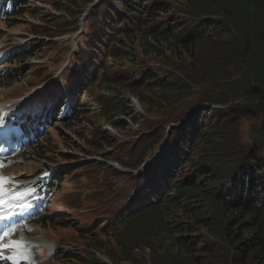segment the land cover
<instances>
[{"label": "trees", "instance_id": "trees-1", "mask_svg": "<svg viewBox=\"0 0 264 264\" xmlns=\"http://www.w3.org/2000/svg\"><path fill=\"white\" fill-rule=\"evenodd\" d=\"M12 1V7L8 0L0 2V19L6 28L13 27L14 21L22 19L21 16L25 10L37 0ZM75 2L77 0H67L70 10L57 9L67 13L69 21H71L75 10L71 4ZM184 2L188 4L186 9L195 13V16L190 18L182 15L180 20L185 22L182 28L169 33L172 40L169 36L166 38L173 42V46L180 47L185 56H179L178 64H182L189 73L186 78L174 75L166 77L159 86L163 77L162 79L155 78L150 70L136 71L138 63L133 60V53L126 49V45L128 42L142 38V47L146 36L141 33L144 32L146 26L152 24L151 22H154L160 14L169 15L168 19H172L175 10L165 11L164 5L150 2V0H103L100 3L101 6L94 14H98V10H103V16L99 18L95 15L91 24L106 21L107 23L115 22L118 26L115 31L112 29L113 27L104 29V33L110 38L105 43H91L95 50L92 53L98 58L95 62L91 58L87 59L88 62L94 64L93 68L87 67L86 62L77 61L80 63L79 68L73 72L68 71L66 88L64 87L63 90L69 93V99L73 103H70V113L63 119L62 125L70 127L82 119L79 117L82 112V104L78 97H82L84 92L88 91L95 83L97 75L102 72L103 66L109 60L114 62L117 59L112 53L113 48L126 52L122 59L127 66V72H129L127 78L134 83L131 91L135 94L137 90H142V93H150L163 86H174L173 91L166 89L163 92L170 93L171 91L173 94L162 96L165 101L164 106H173L178 99L183 98L189 93V90H192V85H201L206 98L199 104L203 108H199L192 114L187 112L175 128L169 130L168 136L160 147L158 158L142 172L139 178H134L132 174L129 178L134 186L148 184L150 190L155 191L156 180L159 178L165 180L169 175V181L176 184L177 179H172L175 174L183 172L185 169V164L182 162L184 160H187V163L191 162L192 157L198 156L200 162L194 166L192 173L202 176L182 188L183 203L202 202L200 206L211 220L203 223L197 221L198 223H191L181 231L176 229L171 231L166 228L165 221L160 219L155 232L164 233L166 236L167 243L163 246L160 245L164 251V257L168 260H186L189 264H264V0H185ZM201 14L214 15L218 19L214 22L205 20L198 29L201 20L197 17ZM181 21H173L170 26L177 27ZM42 27L54 32L60 30L59 25L53 22L46 23L44 21ZM116 31H120L118 36L115 35ZM198 50L199 52H197ZM146 52L148 51L146 50ZM28 53L29 49H26L19 56L9 55L5 64H16L18 57L29 59L33 55ZM187 55L190 63L186 58ZM73 60L76 62L74 58ZM223 67H230V70L223 71ZM235 73H239L245 79L243 84L238 85L230 81ZM198 78L224 82H221V88L217 91L218 94H215V89L209 81H206L207 85L204 86L201 84L203 80ZM156 82L158 83L155 84ZM103 84L110 93L107 94V98L103 99L104 101L97 102L103 110L101 115L103 118H111L106 119L105 123L121 129L125 123L119 118L114 121V115L126 116V111L130 107L119 100L118 96L114 94V90L125 86V84L111 80L104 81ZM47 98L52 99L58 107L59 104L56 100L61 98L60 96L57 97V94L52 92ZM249 100L254 104L250 105ZM217 104H221L222 108L214 109ZM146 108L151 111L147 106ZM45 111L44 119H39L37 123H22V129L27 134V143L36 141L39 144H37L36 152L44 159L50 153L47 151L46 145L50 140V133L55 129L53 125L56 122V115ZM247 115H255V118L259 120V126L254 133L255 139L247 156L235 160L243 132V130H239V125L244 119L243 116ZM162 135L163 130L152 140H142L136 146L128 148V152L125 151L127 153L125 157H121L120 154L114 158V161L120 165L123 164L127 169L138 168L146 153L159 143ZM92 138L99 140L103 146L113 145V139L107 136L101 127L95 125L92 127L91 137L86 141ZM42 143L43 146H41ZM201 147L203 148L201 149ZM212 159L220 160V164L226 166L224 170H229L236 162L232 166V173L224 172L220 176L212 178L217 169L212 164ZM100 167L105 172L102 180L107 184H111L113 180H119L123 176L116 170H107L103 165ZM209 170L210 173H208ZM32 173L37 174L38 170L32 171ZM30 176L22 175L20 178H30ZM61 180V175H56L51 184L47 185V190L44 185H38L36 188L48 196L58 191ZM169 197V193H166L164 198L158 200L160 204L156 202L155 198H151L148 204L130 210L125 216L128 217V220L150 218L152 221L161 211H165L169 216L179 209L178 206L167 202ZM37 210L38 207L35 208V211ZM55 212H59V210ZM34 218H38L36 222L42 225L47 224L46 218H41L38 213ZM177 224L181 225L182 222ZM107 226L106 221L93 233H98L101 236H110L116 233L117 226L107 232H102L101 229ZM195 227H197L196 231L202 228L218 240L217 243H212L206 237H202L201 240L205 243L209 255H202L200 258L193 257L192 251L181 245L178 240L182 232L189 233V228ZM168 234H170L169 237ZM80 238L88 241L87 246L92 249H84L87 252L84 258L85 264H101L95 259L94 251L112 256L118 262L116 264L122 263L121 258L113 255L114 251L105 250L99 244H95L91 234L81 235ZM150 243L153 247L159 246L155 241H150ZM120 249L123 255L125 250ZM61 254L65 255L66 252ZM137 256H140L142 262L146 261V254Z\"/></svg>", "mask_w": 264, "mask_h": 264}, {"label": "rangeland", "instance_id": "rangeland-1", "mask_svg": "<svg viewBox=\"0 0 264 264\" xmlns=\"http://www.w3.org/2000/svg\"><path fill=\"white\" fill-rule=\"evenodd\" d=\"M102 1L77 0V2L71 4L75 10L71 21H69L67 13L57 10L59 8L70 10L67 0H37L30 4V8L25 10L21 16L23 17L22 19L13 22L14 27L8 29L4 24L0 26L2 35L0 45L4 47L3 51H7L9 55L19 56L23 50L29 49L28 54L33 55L31 59L18 57L17 63L11 66H4V62H2L3 72L1 71L0 75L2 74L3 78L0 77V106L19 101L25 103L26 98H35L28 106V111L34 114L38 112L40 103L47 100L48 92L57 88L62 90L65 87L66 79L69 76L68 71L73 72L79 68L80 63H77V61L86 62L85 64L89 68L94 67L92 62L87 61L90 58L94 62L98 60L92 53L95 50L91 43H105L110 38L104 33V29L113 27L112 29L115 31L118 26L115 22L107 23L106 21L91 24V20L95 15L99 16V18L103 16V10H98V14H94L101 6L100 3ZM184 1L150 0V2L164 5L165 11L175 10L173 13L175 14L174 17L168 19L169 15L160 14L154 22H151L152 24L146 26L144 32L141 33L146 36L142 47V38L128 42L126 45V49L133 53V60L138 63L136 71L150 70L155 78L162 79L163 77L158 86L165 81L166 77L174 75L179 78H186L189 73L182 64H178L179 56L185 55L181 52L180 47L172 45V38L169 35L171 31L180 30L184 25L185 22L180 20L182 15L190 18L195 16V13L186 9L188 4ZM197 19L201 20L197 27L199 29L205 20L214 22L218 18L214 15L201 14ZM44 21L59 25L60 30L54 32L42 27L41 24ZM173 21L181 22L177 27L170 26ZM76 33H80V35L74 41ZM119 34L120 31L115 32L116 36ZM167 36L171 40H167ZM66 38L68 40H65ZM34 43L37 44L31 46ZM109 43L111 44V42ZM17 49L21 50L16 52ZM112 53L117 59L114 62L109 60L103 66L102 72L97 75L95 83L88 91L84 92L82 97H78L79 102L82 103L80 117L84 116L85 118L72 125L70 129L58 125L50 133V140L46 145L47 151L50 153L47 154L46 160H40V156L31 149L26 152V155H30L31 162L25 161L20 166L23 169H28L29 166L32 168L41 166L57 168L64 176L58 191L49 203L53 205H51L50 209L48 208V213L45 214V222L47 221V224H43L41 228L37 225H32L37 230V235L31 234V239L34 242L41 240L45 236L46 239L55 241L59 247V252L55 259L41 262L40 264H85L84 258L87 252L84 249L92 250L87 246L88 241L80 238L81 235L86 234H91L92 240L95 241V244H99L101 248L114 251L115 254L113 255L121 258V264L188 263L186 260L166 259L163 254L164 251L160 248V245L163 246L167 243L165 234L161 233L158 237H154L152 232L155 231L160 219H164L166 228L171 231L175 229L181 231L197 221L203 223L211 220L208 218V214L203 212L200 206L202 202L184 204V196L180 192V189L187 186L189 182H194L202 176L192 173L194 166L200 162L198 156L192 157L191 162L187 163V160L182 162V164H185V169L183 172L175 174L172 179H177L176 184L172 185V181L169 180H164L162 183L156 180L155 191L150 190L148 184L134 186L129 178L131 173H122L121 179L113 180L111 184H107V182L102 180L105 172L101 170L100 166H105L107 170L112 169L103 161H114V158L120 154L121 157H125L127 154L125 151L128 152V148L136 146L142 140L156 138L163 130L159 143L146 153L142 163L138 168H135L137 169V175L133 176L134 178H139L152 160L155 159V155L162 146L166 136H168L169 130L175 128L187 112L192 114L199 108H203L199 104L206 99L205 91L201 85H192V90H189V93L183 98L178 99L173 106H164L165 101L162 96L169 95L171 91L170 93L168 91L163 92L166 89L173 91L174 86H163L159 90H153L150 93H142V90H137L135 94L131 91L134 83L127 78L129 72H127V66L122 59L124 53H126L125 50L113 48ZM196 56L198 57L197 54ZM186 58L190 63L188 55ZM222 70H230V67H223ZM55 74L60 76L56 77ZM198 79L203 80L201 84L204 86L207 85L206 81H209L203 78ZM109 80L120 81L125 84V86L114 90V94L118 96L124 105L130 107L126 111V116L114 115V121L119 118L125 123L121 129L113 127L116 132L114 136H110L105 129V127L110 125L104 124L106 119L111 118H103L101 105L97 104L99 101H104L103 99L107 98V94L110 93L103 84L104 81ZM244 80L239 73H235L230 79L231 82L238 85L243 84ZM209 82L215 89L214 93L218 94L217 91L221 88V82L224 81ZM161 93L163 94L161 95ZM136 98L139 103L141 102L145 108L147 106L152 112L149 111L148 114L146 112L139 113L132 105L128 104L132 99ZM249 102L250 105L254 104L250 100ZM221 106V104H217L214 109H219ZM243 118L242 123L239 125V130H243V132L235 160L247 156L255 139L254 133L259 126V120L255 118V115H247L243 116ZM13 125L18 127L17 123ZM93 125L101 127V130L113 139V147L107 148L101 145L99 140H94L93 138L86 141V139L91 137ZM43 143L41 146L44 145ZM0 154L5 156L4 152H0ZM26 155L23 156L24 160H26ZM212 161V164L217 168L212 178L220 176L224 172L232 173V166L236 163L234 162L229 170H224L226 166L220 164V160L212 159ZM14 162H5L3 170L5 171L12 167L18 169L19 167ZM121 166L126 167L123 164ZM208 173H210V170ZM167 192H170L167 202L179 207L169 216L165 211H161L153 221L150 218L141 220H128V217L126 218L125 215L130 210L148 204L151 198H155L156 202L160 204L158 200L164 198ZM56 210H59L60 214L53 215ZM9 215L10 219L8 218L9 220L4 223L6 225L5 231L13 228L12 213ZM48 217L50 218L49 220L47 219ZM106 221L108 226L103 227L101 229L102 232H107L117 226L116 233L110 236H101L98 233H93ZM178 222H182V224L178 225ZM1 228L2 224H0ZM196 228H189V233L182 232L178 240L181 245L192 251L193 257L200 258L202 255H209L206 251L207 247L201 238L206 237L212 243H217L218 240L208 231L202 228L196 231ZM149 239L150 241H155L159 246L153 247ZM145 247L150 250V253L146 254V261L142 262L140 256L135 255V250ZM120 248L125 250L123 255ZM62 252H66V254L60 255ZM99 253L103 256L107 255L103 252ZM41 255L42 252H39V256ZM94 257L99 260L95 255ZM108 258L112 263H118L112 256L108 255Z\"/></svg>", "mask_w": 264, "mask_h": 264}, {"label": "snow or ice", "instance_id": "snow-or-ice-1", "mask_svg": "<svg viewBox=\"0 0 264 264\" xmlns=\"http://www.w3.org/2000/svg\"><path fill=\"white\" fill-rule=\"evenodd\" d=\"M11 130L7 128L6 121L0 117V136H8ZM4 168V161L0 160V170ZM11 178H6L0 175V207L11 203L14 200L20 199L23 196L29 195L31 190H27L23 193L16 192L14 186L10 184ZM14 193V194H13ZM24 207H30L26 205ZM10 217H6L0 214V220H5ZM15 232V228H10L0 235V260H8L11 264H20V258L24 256V250L27 245L23 244L21 241H13L10 243H5L7 237ZM13 251V255H4L5 251Z\"/></svg>", "mask_w": 264, "mask_h": 264}, {"label": "bare ground", "instance_id": "bare-ground-1", "mask_svg": "<svg viewBox=\"0 0 264 264\" xmlns=\"http://www.w3.org/2000/svg\"><path fill=\"white\" fill-rule=\"evenodd\" d=\"M22 103V101H19V102H15V104L17 105V106H20V104ZM5 106H6V104H4ZM11 105H13L12 103L10 104V106ZM137 105V104H136ZM138 106V105H137ZM15 108H16V106H15ZM116 168L117 169H119V167L118 166H116ZM26 242V241H25ZM36 245H41V244H43V246L46 248V249H48V250H51V248H52V246L49 244V243H46V242H44V241H41V242H39V243H35ZM9 251H11V250H9ZM24 256H26L27 258L29 257V255H28V253L27 252H25L24 251ZM6 263H8L7 262V260H3V261H1L0 262V264H6Z\"/></svg>", "mask_w": 264, "mask_h": 264}]
</instances>
